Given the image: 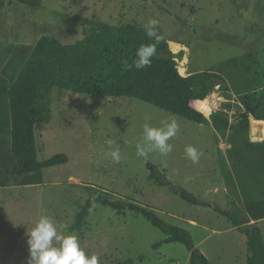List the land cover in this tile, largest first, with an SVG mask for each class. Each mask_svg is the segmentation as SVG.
I'll return each instance as SVG.
<instances>
[{
	"label": "rangeland",
	"instance_id": "obj_1",
	"mask_svg": "<svg viewBox=\"0 0 264 264\" xmlns=\"http://www.w3.org/2000/svg\"><path fill=\"white\" fill-rule=\"evenodd\" d=\"M149 19L159 21L160 43L183 76L209 74V95L197 102L207 117L224 111L236 126L249 106L263 111L264 0H42L39 8L0 0V89L13 85L42 35L74 44L99 25L143 26ZM51 98L50 123L35 125L38 159L65 154L68 162L44 169L41 182L0 188V264H28L27 234L42 214L58 231L76 235L87 255L99 257L98 264L129 259L132 264H189L184 244L154 249L166 236L129 210L93 205L83 229L73 230L78 212L99 195L156 211L189 231L213 264H247V237L216 209L248 219L246 202L264 198V163L251 138L254 125L264 129L262 119L248 115V141L243 129L219 132L212 115L201 114L204 122H196L137 99L59 87ZM171 119L178 125L169 141L173 151L166 157L158 151L138 157L144 124L161 127ZM0 139L10 137L0 133ZM107 139L119 146L121 162L112 161ZM254 139L263 140L264 134ZM188 145L202 153L196 164L185 155ZM147 162L207 205H192L157 184ZM251 224L264 236V219Z\"/></svg>",
	"mask_w": 264,
	"mask_h": 264
},
{
	"label": "trees",
	"instance_id": "obj_2",
	"mask_svg": "<svg viewBox=\"0 0 264 264\" xmlns=\"http://www.w3.org/2000/svg\"><path fill=\"white\" fill-rule=\"evenodd\" d=\"M16 1L30 8L42 5V0ZM152 42L143 26L131 23L99 25L92 34L74 44H65L56 37L42 35L13 85L0 89V133L10 137L9 140L0 139V188L16 182H41L44 169L68 162L65 154L44 161L38 159L35 125L50 123L51 92L55 87L95 97L137 99L196 122H204L201 114L206 118L212 115L213 125L219 132L243 129L247 139L250 132L249 114L262 119L264 124V109L259 112L250 106L247 115H243L241 123L236 126L231 125L229 117L222 112L207 117L197 102L209 95V74L183 76L184 73L182 75L168 57L165 43L158 44L157 55L152 58L150 67L139 71L134 68L128 70L127 65L134 59L136 49L141 44ZM255 144H259L254 148L264 163V139ZM147 167L157 184L169 187L174 194L192 205H207L183 187L171 183L156 164L147 162ZM93 205L110 207L119 213L129 210L143 216L166 236L154 245V249L164 244L181 243L190 252L189 264H213L195 245L189 231L165 221L156 211L135 203L99 195L94 200H88L78 212L73 230L83 229ZM245 206L248 219L238 212L221 208L216 210L247 237V264H264V236L256 224H251L252 221L264 219V198L250 199ZM132 263L133 260L129 259L119 264Z\"/></svg>",
	"mask_w": 264,
	"mask_h": 264
},
{
	"label": "clouds",
	"instance_id": "obj_3",
	"mask_svg": "<svg viewBox=\"0 0 264 264\" xmlns=\"http://www.w3.org/2000/svg\"><path fill=\"white\" fill-rule=\"evenodd\" d=\"M159 21L149 19L143 25L146 36L152 43L141 44L135 51V57L127 65L137 71L151 66L152 58L157 55V46L164 39L159 34L157 25ZM178 125L174 119L162 122L161 127H153L148 123L143 126L142 143L136 145V155L147 158L149 153L158 151L162 156H167L173 151L169 141L177 135ZM105 144L110 149L109 155L113 162L122 160L119 146L112 139H107ZM186 157L193 164L199 162L200 153L194 146L185 148ZM29 248L28 264H98L99 257L95 254L89 256L80 247L78 237L74 234L58 231L53 219L48 215H41L35 226L27 234Z\"/></svg>",
	"mask_w": 264,
	"mask_h": 264
},
{
	"label": "bare ground",
	"instance_id": "obj_4",
	"mask_svg": "<svg viewBox=\"0 0 264 264\" xmlns=\"http://www.w3.org/2000/svg\"><path fill=\"white\" fill-rule=\"evenodd\" d=\"M260 130L263 131V127L261 124L254 125V129H253L254 138H261L263 136V134L260 135Z\"/></svg>",
	"mask_w": 264,
	"mask_h": 264
},
{
	"label": "built area",
	"instance_id": "obj_5",
	"mask_svg": "<svg viewBox=\"0 0 264 264\" xmlns=\"http://www.w3.org/2000/svg\"><path fill=\"white\" fill-rule=\"evenodd\" d=\"M216 112H218V111H216ZM221 112V111H220ZM222 113H225L224 111H222ZM250 118H253L254 120H256L252 115H251V117ZM254 129V128H253ZM262 134H264V129H263V131L262 130H260V135H262ZM252 141H254V142H259V141H262L261 139H258V140H255L254 139V135H253V130H252Z\"/></svg>",
	"mask_w": 264,
	"mask_h": 264
}]
</instances>
